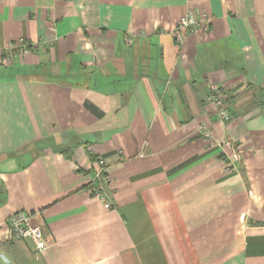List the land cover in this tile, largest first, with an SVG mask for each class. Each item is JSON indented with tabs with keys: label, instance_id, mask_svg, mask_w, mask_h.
Instances as JSON below:
<instances>
[{
	"label": "crops",
	"instance_id": "1",
	"mask_svg": "<svg viewBox=\"0 0 264 264\" xmlns=\"http://www.w3.org/2000/svg\"><path fill=\"white\" fill-rule=\"evenodd\" d=\"M19 210L46 248L0 264H264V0H0V231Z\"/></svg>",
	"mask_w": 264,
	"mask_h": 264
},
{
	"label": "built area",
	"instance_id": "2",
	"mask_svg": "<svg viewBox=\"0 0 264 264\" xmlns=\"http://www.w3.org/2000/svg\"><path fill=\"white\" fill-rule=\"evenodd\" d=\"M186 1V0H184ZM186 15L179 17L176 26L173 30V39L176 44L182 45L185 41L184 37L192 31H195L197 25V19L190 11L185 13ZM128 38L126 41H129ZM21 52H26L28 47L23 45L20 47ZM207 103L214 108L217 119L220 122H226L230 118V114L227 111L225 94L222 91V87L216 83H209L207 86ZM98 163V168L93 171L92 177L87 184V189L96 198L102 201L104 207H109L111 204L109 200L105 197L106 193L101 191L99 187L94 186V181L104 180V182H111L109 173L106 171L105 159L100 155L96 157ZM30 214L23 210L13 213L8 219L7 226L0 234V243H7L13 240L19 239H29L34 244V249L37 251H42L46 248V239L43 234L40 225H34L31 223ZM2 235V236H1Z\"/></svg>",
	"mask_w": 264,
	"mask_h": 264
},
{
	"label": "bare ground",
	"instance_id": "3",
	"mask_svg": "<svg viewBox=\"0 0 264 264\" xmlns=\"http://www.w3.org/2000/svg\"><path fill=\"white\" fill-rule=\"evenodd\" d=\"M227 107V106H226ZM228 110V109H227ZM228 113H229V111H228Z\"/></svg>",
	"mask_w": 264,
	"mask_h": 264
},
{
	"label": "trees",
	"instance_id": "4",
	"mask_svg": "<svg viewBox=\"0 0 264 264\" xmlns=\"http://www.w3.org/2000/svg\"><path fill=\"white\" fill-rule=\"evenodd\" d=\"M20 211V210H19ZM17 212V211H16ZM15 213V212H14Z\"/></svg>",
	"mask_w": 264,
	"mask_h": 264
}]
</instances>
